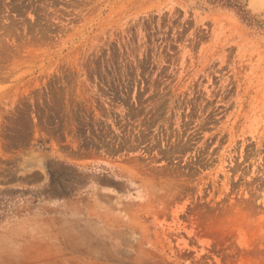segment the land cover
I'll use <instances>...</instances> for the list:
<instances>
[{
    "label": "rangeland",
    "instance_id": "rangeland-1",
    "mask_svg": "<svg viewBox=\"0 0 264 264\" xmlns=\"http://www.w3.org/2000/svg\"><path fill=\"white\" fill-rule=\"evenodd\" d=\"M264 0H0V264H264Z\"/></svg>",
    "mask_w": 264,
    "mask_h": 264
},
{
    "label": "crops",
    "instance_id": "crops-1",
    "mask_svg": "<svg viewBox=\"0 0 264 264\" xmlns=\"http://www.w3.org/2000/svg\"><path fill=\"white\" fill-rule=\"evenodd\" d=\"M264 8V7H263Z\"/></svg>",
    "mask_w": 264,
    "mask_h": 264
}]
</instances>
